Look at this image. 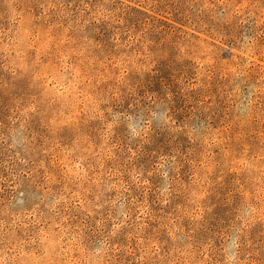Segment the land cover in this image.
I'll list each match as a JSON object with an SVG mask.
<instances>
[{
	"label": "rangeland",
	"instance_id": "1",
	"mask_svg": "<svg viewBox=\"0 0 264 264\" xmlns=\"http://www.w3.org/2000/svg\"><path fill=\"white\" fill-rule=\"evenodd\" d=\"M0 264H264V0H0Z\"/></svg>",
	"mask_w": 264,
	"mask_h": 264
}]
</instances>
